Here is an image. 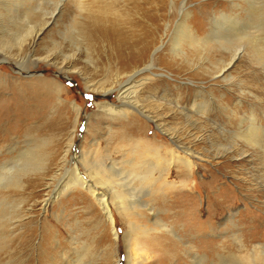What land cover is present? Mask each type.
Here are the masks:
<instances>
[{"label":"rangeland","instance_id":"rangeland-1","mask_svg":"<svg viewBox=\"0 0 264 264\" xmlns=\"http://www.w3.org/2000/svg\"><path fill=\"white\" fill-rule=\"evenodd\" d=\"M19 1L0 0V46L2 41L8 40L10 33L17 30L15 20L7 11L16 17L22 11ZM107 2L108 18L99 23L106 29L124 33L129 43L126 52H133V49L138 52L148 46L152 53L161 47L157 65L171 80L155 79L143 96H158L160 104L168 106L161 112L169 114L170 126L180 130L182 136L189 131L196 133L199 138L197 150L204 155L197 162L195 190L184 192L180 206L169 204L163 207L161 217L173 222L182 210L181 222L188 216L197 218L200 223H210L214 218L211 221L214 231L208 234V240L215 243L225 241L234 246L232 240L240 234L247 249L264 243V15L261 18L258 11L264 0ZM60 9L56 10L54 17L45 16L49 22L34 44L35 57L28 70L32 74H24L28 71H21L25 68L17 66L14 59L5 62L0 52L3 99L10 100L19 90L16 94H19L18 98L22 96L18 100L21 104L24 103L22 98L47 103L45 115L23 126L17 124L15 117H8L0 123V166L8 162L19 165V158L27 150L33 151L34 147L36 155H42L47 163L44 172L29 171L21 178V191L0 189V201L6 197L12 202L5 218L7 227L1 240L0 264H114L116 255L118 264H127L123 240L114 245L101 210L87 193L76 189L57 195L70 167L68 163L64 169L60 164L71 139L73 145L67 156L70 163L73 164L75 155L80 156L84 151L103 156V149H107L111 136L127 130L125 123L128 122L124 119L112 122L107 117L94 115L99 100L117 102L116 94L98 100L94 91L88 89L81 72L74 69L62 71L58 66L65 58L72 57L74 66L99 88L110 86L109 81L120 66L109 40L102 34L95 36L93 22L86 14L80 18L69 0H63ZM223 16L234 22L223 21ZM84 24L88 25L87 31ZM233 25L254 36L225 38L227 41L222 40L223 46L213 39L212 44L201 49H190L182 43L185 55L173 52L177 30L183 27L195 26L202 38L214 32L215 36L218 33L224 35ZM40 28L41 25L37 24V29ZM53 41L57 44L53 45ZM48 49L56 56V62H37V58L46 57ZM29 57V53L21 55L25 61ZM148 61L149 56H143L133 64L129 73L144 68ZM40 77L56 84L51 93H42V86L38 85L34 89L40 94H26L25 89L33 88L28 87L29 83L34 84ZM35 96L39 100L31 99ZM176 100L184 108L182 113L174 112L175 105L171 103ZM73 105L82 108L76 129ZM187 112H193V120H188ZM254 130L257 142H250L247 137ZM155 134L159 140L171 143L151 124V137ZM94 143L98 146L95 147ZM113 145H108L110 152L115 151ZM49 197L53 200L45 208L44 201ZM117 229L123 236L125 228L121 220H118ZM183 237L184 241L191 240L189 236ZM180 246L176 264H192V258L182 253L185 249ZM233 246L232 251L238 252ZM158 257L165 264H172L164 254L158 253Z\"/></svg>","mask_w":264,"mask_h":264},{"label":"bare ground","instance_id":"bare-ground-1","mask_svg":"<svg viewBox=\"0 0 264 264\" xmlns=\"http://www.w3.org/2000/svg\"><path fill=\"white\" fill-rule=\"evenodd\" d=\"M62 1L21 0L19 3L22 5V11L16 17H13L11 12L7 11L10 17L15 20L17 30L10 33L8 40L1 42L0 52L4 56L3 60L5 62H9V59H14L17 66L25 68L21 69V71L25 70L27 72L29 70L31 59L35 57L34 44L44 33L46 26H48L49 18L45 16L54 17L56 10H61L60 3ZM69 1L72 3L74 10L78 12L80 18L86 14L93 22L95 36L102 34L104 38L109 40L112 52L117 56L119 60L118 66H120L112 80L109 81L110 86L99 88L85 73H82L79 68L74 66V61L71 60L72 57L65 58L62 64L57 65L60 66L62 71L74 69L78 73L81 72L80 74L85 77L84 80L88 85V89L94 91L96 94L94 97L98 100L116 94L117 102H109L106 99L99 100L96 103L97 112L94 115H97L98 118L107 117L112 122L120 119L128 122L127 124L125 123L127 130L125 129L123 132L111 136L107 149H103V156H97L99 154L97 152L84 151L85 153H80V156L75 155L73 164L70 163L67 160V156L73 145V139H71L68 150L61 157L60 166L66 169V165L69 163L70 167L66 171V179L61 182V190L57 194L58 197L61 193L76 189L87 193L101 210L104 221L114 240V245L119 244L123 240L127 264H165L164 261L159 260V257L158 259L156 258L158 253L164 254L169 259V262L176 264L178 253H180V245H183L185 249L182 253L189 254L192 258V264H264V243H257L252 248L247 249L240 234L233 238L234 246L232 244L228 245V242L225 241L215 243L208 240L207 237L210 236L208 234L214 231V226L211 225V221L214 218L210 220V223H200L197 218H189L188 216L186 217L187 219L185 218L181 222L183 217L182 210L179 211L173 222L165 221L161 217L162 213H164L161 210L163 207L169 204L180 206L184 192L195 190L197 162L204 157L197 150L199 138L196 133L189 131L187 135L182 136L180 130L170 126L168 122L169 114L167 113L166 115L161 112L164 110L163 108H168V106L164 103L160 104L161 100L160 98L158 99V96H143L148 85L158 80L157 78L171 80V77L164 75L157 65V57L161 47L152 53L148 51V46H144L138 52L133 49V52L128 53L126 49L129 43L126 41L124 33L120 34L121 32L111 31V29H106L99 23V21L101 22L103 18L107 17L109 12L107 1L109 0ZM34 2L35 6H32ZM51 5L53 7L50 8ZM258 11L262 18L264 5ZM223 17V21L234 22V20ZM34 20L37 21L34 22ZM37 24L41 25L40 29H37ZM90 27L92 26L90 25ZM84 29L87 31L88 25H85ZM182 30H177L176 39L173 43V52L181 56L185 55L181 49L184 43L190 49H201L210 43L212 44L213 39L218 40L219 44L223 46L225 45L224 42L227 41L224 40L225 38L230 40L241 39L243 36H254L253 33L249 34V31L242 32L234 25L226 29L227 33L224 35L218 33V36H215L216 32H214L202 38L199 37V29H195V26L183 27ZM90 35L93 37V34ZM56 44L53 41V45ZM27 53L30 54V57L25 61V58H21V55ZM145 55L149 56V61L145 67L129 73L133 64H136ZM39 60L46 61L49 64L56 62V56L48 49L46 57L37 58V62ZM37 62L34 63L37 64ZM230 64L227 66H230ZM24 74L32 73L28 71V73ZM125 77L127 79L123 82ZM38 85L42 86V93L49 95L52 86L56 84L40 77L34 84L29 83L28 87L32 86L33 88L28 90L29 88L27 87L28 89H25V93L38 95L39 90L34 89V87L38 88ZM2 93L0 92V123L8 117H15L17 124L23 126L32 119L45 115L47 108L45 101L41 100L34 103L22 98L24 103L21 104L18 100L22 96L18 98L19 94L15 93V96L10 100H4ZM31 99L36 101L38 98L35 96ZM171 104L175 105L174 112L180 111L182 113L184 111L178 100ZM72 110L76 113L75 121L73 122L76 129L80 122L82 108L79 105H73ZM178 113L176 112V114ZM194 116L193 112H187L186 114L188 120L194 118ZM151 124L155 125L159 133L167 136L171 143L159 140L157 134L151 137ZM256 137L257 132L254 130L250 131V136L247 139L250 142H257ZM112 144H114V152H110L108 147V145ZM30 146L34 147L31 142ZM94 146L97 147L98 144ZM34 151L35 147L33 151L27 150L26 154L19 158V165L17 166L12 165L13 163L11 164V162L3 163L0 166V189L21 191V178L27 175L29 171L44 172L47 164L46 160H44L42 155L37 156ZM42 174L40 173V175ZM51 198L45 199V208L52 202L53 199ZM11 203L6 197H3L0 201V247L2 237L6 234L7 221L5 218L8 209L12 207ZM232 219L229 220L232 222ZM118 220H121L125 228L123 236L119 234L117 229ZM8 224L14 225L13 222H8ZM14 228L13 230H15ZM184 235L189 236L191 240L184 241ZM252 241L254 240L252 239ZM167 246L170 247V250L167 249ZM232 246L237 248L238 252H233ZM114 264H118L117 255Z\"/></svg>","mask_w":264,"mask_h":264},{"label":"snow or ice","instance_id":"snow-or-ice-1","mask_svg":"<svg viewBox=\"0 0 264 264\" xmlns=\"http://www.w3.org/2000/svg\"><path fill=\"white\" fill-rule=\"evenodd\" d=\"M87 99L91 100V99H92V97H88Z\"/></svg>","mask_w":264,"mask_h":264}]
</instances>
